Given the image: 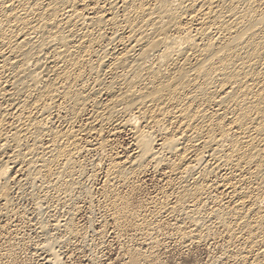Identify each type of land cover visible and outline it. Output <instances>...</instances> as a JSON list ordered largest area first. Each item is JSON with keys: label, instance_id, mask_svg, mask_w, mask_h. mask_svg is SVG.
<instances>
[{"label": "bare ground", "instance_id": "obj_1", "mask_svg": "<svg viewBox=\"0 0 264 264\" xmlns=\"http://www.w3.org/2000/svg\"><path fill=\"white\" fill-rule=\"evenodd\" d=\"M121 131L137 152L108 158L107 184L169 170L177 198L158 214L186 220L181 239L221 233L237 264H264V0H0V218L13 174L70 199L89 174L79 157L107 156ZM124 198L111 203L116 221L130 216Z\"/></svg>", "mask_w": 264, "mask_h": 264}, {"label": "rangeland", "instance_id": "obj_2", "mask_svg": "<svg viewBox=\"0 0 264 264\" xmlns=\"http://www.w3.org/2000/svg\"><path fill=\"white\" fill-rule=\"evenodd\" d=\"M87 117L88 116L83 117L82 119L83 122L82 120H80V123L78 124L79 127L82 126L81 128H83L89 124V120H88L89 117L88 118ZM106 140L108 141V143L110 141H113V142H110V147L108 148V152L110 154L106 153L107 156L103 157L105 154H102L103 155L102 156L100 154L98 155L96 152L93 153V151L88 150L84 153V155L79 157L80 163H83V165L86 164L85 166L87 167V172L89 174H87V176H85V178H83L82 181L80 179V183H82L81 186L83 187V189L82 187H80L76 191L77 193L75 192L74 193L75 195H72V198L70 199H66V198L62 199L64 198V196H59L52 190H48L47 192L43 193L44 195H42V192L39 189L37 190V188L35 191V189L32 188L33 189L32 190L31 186L29 185H26V187L25 186L22 187L21 185L19 186L18 181H20V178L21 180L24 178L21 177L19 174H16L18 177L15 174H13L12 177L15 178L16 176V178L15 179L12 178L11 179L12 181H10L11 189L14 188V190L12 189L10 192V195H11L10 201L13 200L15 206L12 203L11 206L14 208L10 209L9 214L5 212L4 215L1 216L2 219L0 218V264H50V263L57 264V262L58 264H130L133 261L132 258L134 257L135 253L142 255V258H144L141 261H139L140 263L138 262V264H237V263H240L239 258H241V256H237V251L239 250L238 249L239 246L231 247L229 245L230 243L228 244L229 241L226 240V237L223 234L219 233L220 236L218 235L216 237L217 239L214 238L213 240H211V243L209 242L207 244V243L196 242L197 244L195 243L194 245V242L184 240L183 238L181 239L182 236H180L181 232L179 231V229L180 228L182 229V227H183V230L188 228V224L185 223L186 220L183 217L181 216L172 217L171 215H168L165 213L158 214V209L159 207H161V205L165 204V206H170L174 204V202H176V198H177L176 188L178 184L180 183V181L179 180L177 181L174 177H172L169 174L170 172L169 170L162 169L160 171H156L155 169L150 168L149 171L147 170V172L144 173L145 175L144 174H137V176L134 175L132 177V180L129 183L125 184L124 182H116L114 183L113 186L111 184H107L106 171L108 169L107 167L108 160L112 156L115 157L114 159L118 158L117 160L121 162L130 160L131 157L133 158L135 156L137 150H136V145L134 141V136L132 135L131 131L118 132L116 136L115 135L108 136ZM118 151L120 152L118 153ZM120 157L122 158L120 159ZM93 171L95 172V178H93L95 179V181L89 177L94 174ZM97 174H99V176ZM104 181L106 182L105 185H107L106 188L104 185ZM169 182L171 184L173 182V184L176 187L171 186ZM123 184H124V187L122 186ZM16 187H18L19 189L18 188L16 189ZM20 187L22 189H20ZM24 187H25V190H23ZM168 188L171 190L169 191ZM112 189L114 190L116 189L115 191H118V192H115ZM19 191H21V193ZM103 191L106 193V195L104 194ZM111 192L114 194H111ZM35 193L37 194L35 195ZM49 193L52 195L48 196ZM32 194L35 195L36 197L37 196L39 197L35 199V196H33ZM165 194L170 196L171 202L168 203L169 196ZM119 195H121L122 197ZM115 196L120 197V198L125 197L124 199H127L130 202L129 210L127 211L130 216L129 217L126 216L127 218L120 220L121 222L119 220L117 221L115 220V213L111 206L112 201L116 198ZM49 197H51L52 199L51 198L49 199ZM39 198L43 199L42 205H44V208L43 206H41L44 210L41 207L39 208L41 213L39 209L37 208L38 207L37 204H41L40 200H38ZM105 198L109 201L107 202ZM46 199L48 202L45 201ZM59 201H63L61 203H64V204H60ZM69 202L71 205L69 204ZM69 207L70 208L72 207V208L70 209ZM2 208L5 209V205H1L0 210H4ZM64 208L65 209L67 208L66 210L67 212L64 211L65 210ZM51 209H54V210L50 211ZM69 210L73 212L74 214L71 213ZM49 212L51 214H49ZM14 213L16 215H14ZM152 214L154 216H152ZM104 215H106V217ZM68 216H70L71 218H68ZM165 217L167 220L165 219ZM175 217L177 220L174 219ZM42 218L46 220L43 221ZM71 219L72 221L73 220L74 221L72 222ZM144 221L146 222L147 225L145 224ZM39 224L41 225V227L45 225L48 226V227L45 226L48 232L46 229H45L46 231L41 229ZM68 224L69 225L73 224L71 226L75 228L74 230L77 231L76 233L78 234V236L77 234H75L74 236L71 234L74 237L73 238L66 231V228L69 226ZM140 224L141 225L143 224L145 226L143 225L141 226ZM183 225H185L186 228ZM49 226L51 227L49 228ZM64 226H66V228H64ZM105 226L107 227V229L105 228ZM2 227L3 229H1ZM139 227L142 229H140ZM57 229L61 231L59 230L57 231ZM79 230L83 234L80 233ZM64 232L66 233V235ZM176 232L178 233L176 234ZM43 233L45 235L47 234L46 237H43L45 236ZM67 235L68 236L70 235L72 238L68 237ZM50 236L51 238L53 237L55 241L53 240V238L50 239ZM56 240L57 241L59 240L58 242L59 245ZM46 242H49L50 245L48 243L47 245ZM43 244L46 246H44ZM49 247H51V249ZM241 247L242 246H240V248ZM49 249L52 251L54 249L53 253L50 252ZM58 254H60V256H58ZM59 257H61V260ZM55 259H57V261Z\"/></svg>", "mask_w": 264, "mask_h": 264}]
</instances>
